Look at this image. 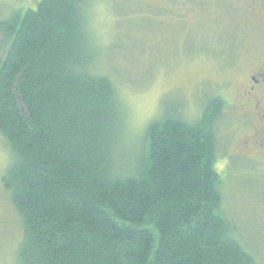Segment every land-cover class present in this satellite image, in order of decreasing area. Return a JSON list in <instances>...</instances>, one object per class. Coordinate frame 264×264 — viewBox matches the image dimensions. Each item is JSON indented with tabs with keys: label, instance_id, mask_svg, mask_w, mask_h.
Segmentation results:
<instances>
[{
	"label": "trees",
	"instance_id": "16d2710c",
	"mask_svg": "<svg viewBox=\"0 0 264 264\" xmlns=\"http://www.w3.org/2000/svg\"><path fill=\"white\" fill-rule=\"evenodd\" d=\"M91 1L40 0L0 23L15 264H255L228 232L215 169L223 101L193 121L167 111L134 150L117 83L98 73Z\"/></svg>",
	"mask_w": 264,
	"mask_h": 264
},
{
	"label": "rangeland",
	"instance_id": "374dc122",
	"mask_svg": "<svg viewBox=\"0 0 264 264\" xmlns=\"http://www.w3.org/2000/svg\"><path fill=\"white\" fill-rule=\"evenodd\" d=\"M39 1L0 0V23ZM263 11L264 0H92L89 8L98 73L117 83L134 150L167 111L180 108L193 121L212 97L223 101L215 169L228 232L255 264H264V151L243 147L249 130L238 119V98L240 80L264 52ZM5 41L0 31V59ZM8 162L0 140V179ZM7 201L0 190V264H15L19 223Z\"/></svg>",
	"mask_w": 264,
	"mask_h": 264
},
{
	"label": "flooded vegetation",
	"instance_id": "af4514ba",
	"mask_svg": "<svg viewBox=\"0 0 264 264\" xmlns=\"http://www.w3.org/2000/svg\"><path fill=\"white\" fill-rule=\"evenodd\" d=\"M250 6L256 11L253 4ZM240 81L238 119L249 130L243 147L252 146L253 150L264 151V52L250 63L248 73Z\"/></svg>",
	"mask_w": 264,
	"mask_h": 264
}]
</instances>
